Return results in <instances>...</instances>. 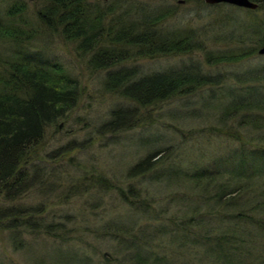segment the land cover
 <instances>
[{"label":"rangeland","instance_id":"374dc122","mask_svg":"<svg viewBox=\"0 0 264 264\" xmlns=\"http://www.w3.org/2000/svg\"><path fill=\"white\" fill-rule=\"evenodd\" d=\"M113 1L116 2L99 0V3L107 9ZM120 1L121 4L117 5L115 10L116 14L132 3L142 4L141 7L146 8L173 7L174 12L168 14L160 26L169 31L194 32L201 48L196 47L190 53H171L154 57L138 55L131 50L132 56L129 59L113 68H102L91 62L92 51L80 50L77 41L66 39L58 30L38 20L36 10L41 6L38 0H0V11H6L15 2L24 5L21 15L31 21L36 33L28 49L43 56L48 64L61 65L78 84L72 107L53 123L46 125L43 136L33 147L34 159L27 169L31 175L35 173L36 176L24 190L0 202L2 207L22 213L16 217L23 214L26 216L34 211V214L28 216L36 221L50 223L51 231L55 230L59 235H48L41 229L20 226L16 228V232L20 234L17 240L20 242H15L12 239V227L1 226L0 264H54L56 259H68L69 254L73 256L75 253L89 256L93 264H99L106 258L111 260L117 255H124L116 236L123 235L125 231H117L119 226H126L128 232L132 233L138 232L141 225L152 222L150 212L141 215L138 211H143L138 208L140 206L136 208L137 205L132 206L129 202L146 200L151 203L154 212H161V217L166 221L171 219V215H181L184 210H188L187 205L192 203L196 196V190L191 187L192 177H181L177 182L168 183L166 180L165 184H156L157 182L153 183L152 175L155 168L144 174L132 171L131 167L136 161L155 149L169 148L172 153L167 156L168 164L171 162L178 166L182 173H189L196 167L229 170L231 163L241 159L238 154L240 139H246L251 141L245 144L247 151L252 152V174L255 176L248 177L252 181L249 192L246 194L245 190L240 193V207L250 204L249 194L259 197L264 191V158H258L253 153L257 152L255 149L262 142L260 138L264 129L253 130L255 128L247 124L242 114L232 117L224 124L219 123L220 117L216 118L213 114L221 113V107L216 102L218 97L233 94L237 97L254 98L257 92L263 93L264 80L240 81L237 77L252 75V72L264 69V53L259 51L264 43L258 44L254 38L246 39L245 45L256 46L255 52L238 63L210 65L206 61L207 54L226 47L227 40L222 37L230 30L237 32L236 29L243 31L249 26L253 29L261 26L264 23V10L228 2L209 3L206 0ZM17 48L13 42L0 41V52L10 54ZM185 64L192 67L199 65L202 70L221 76L222 82L215 88L220 89L218 97L212 98V91H215H211V86H207L194 94L175 95L143 109L142 113L147 117L144 119V115L142 116L140 122L143 126L121 131H111L109 127H105L104 124L111 118L115 106L129 104L126 102L128 100L105 88L104 83L109 71L127 67L136 69V77H140L166 68H179ZM205 99L206 102L211 101V107L202 105ZM259 113L264 111H252V114ZM149 115L152 117L148 118ZM223 127L233 130L240 139L218 130ZM157 136L160 141L151 143L150 140ZM167 153L169 152L166 150L160 154L165 156ZM32 165L36 166L37 170H34ZM169 165L159 163L158 171H168ZM255 170L258 173H255ZM226 174L229 175L230 181L233 180L231 184L235 185L236 177L230 176L229 172ZM102 175L121 189L110 190V186L92 182L93 177ZM130 185L134 189L130 188ZM122 189L125 198L121 195ZM138 193L139 195H135ZM187 197L189 201L186 200ZM180 199H184L183 204ZM9 212L13 214V211ZM257 214L259 215V211H256L255 215ZM260 214L259 218L264 226V208ZM14 215L9 218L15 217ZM111 219H116L119 226L115 229L110 226L111 230H103V236H96L87 229H96L99 224L109 223ZM253 230L258 231L254 226ZM125 237L128 238L129 235ZM257 238H262V235L259 234ZM262 239L258 242V253L249 258L247 264L264 262L261 257L264 255ZM161 243L162 241L155 239L149 241L148 245L166 251V245ZM171 256H175L173 252ZM200 262L215 264L216 261L210 254H206Z\"/></svg>","mask_w":264,"mask_h":264},{"label":"trees","instance_id":"16d2710c","mask_svg":"<svg viewBox=\"0 0 264 264\" xmlns=\"http://www.w3.org/2000/svg\"><path fill=\"white\" fill-rule=\"evenodd\" d=\"M255 1L258 2L257 8L264 10V0ZM38 2L41 5L36 10L38 20L58 30L66 39L77 41L80 50L92 51L91 62L102 68H113L129 59L132 56L131 50L138 55L154 57L171 53H190L196 47L201 48V43L195 39L194 32L169 31L160 26L165 17L174 12V8L170 6L146 8L141 7L142 4L132 3L116 14L117 5L121 4L120 0L110 3L107 9L101 6L99 0H38ZM23 6L15 2L6 11H0V41L13 42L16 48L18 47L10 54L0 52V202L24 190L36 176L35 173L31 175L27 169L34 159L33 147L43 136L46 125L53 123L72 107L78 89L77 82L61 65L48 64L43 56L28 49L36 33L31 21L21 15ZM256 27L253 29L249 26L243 31L236 29L237 32L234 29L230 30L222 37L223 40H227L226 47L217 50L215 54L213 52L207 54L206 61L210 65L234 64L251 57L256 46H246V39L254 38L258 44L264 43V23ZM136 72V69L120 67L107 74L105 88L128 100L126 102L129 103L115 106L112 110L111 118L104 124L111 131L143 126L140 122L142 116L144 115V119L147 118L146 114L142 113L143 109L175 95L194 94L207 86H211L210 90L215 91H212V98L220 94L218 92L220 89L215 88L222 82L221 76L215 72L202 70L199 65L192 67L185 64L179 68H166L140 77H136ZM252 73L245 77L239 75L237 78L240 81L264 80L263 68ZM256 94L254 98L237 97L233 94L218 97L219 100L216 102L221 107V113L213 114L216 118L220 117L221 122L219 120L218 122L222 124L242 114L247 124L255 128L253 130L264 129V113L252 114L254 109L264 111V91ZM202 105L211 107L212 104L205 99ZM218 130L237 140L240 139L228 127ZM261 136L262 142L257 145L258 148L255 149L257 152H253L258 158H264V134ZM158 140L157 136L150 141L154 143ZM250 142L240 139L242 148L240 147L238 154L241 159L239 162L231 163L229 170L196 167L189 173H182L178 166L171 162L168 164L167 156L172 153L169 148L155 149L136 161L131 169L137 173L144 174L155 168L152 175L153 183L157 182L156 184H165L166 180L168 183L177 182L181 177H192L191 187L196 190V196L194 201L187 205L188 210H184L181 215H171V219L167 221L161 217L160 211L154 212L151 203H147L146 200L129 202L132 206L137 205L136 208L140 206L138 208L143 211L137 210L141 215L148 212L152 215L150 219L152 222L141 225L138 232H128L126 226L117 225L116 219H111L109 223H101L96 229L87 227L96 236H103L105 234L103 230L109 229L110 226L113 229L119 226L117 231L122 233L125 231L123 235L116 236L124 255H117L111 260L106 258L99 264H201L200 261L206 254H210L216 261L215 264H247L248 259L258 253L260 239L263 238L261 241L264 244V226L259 218L260 211L264 208V191L259 197L249 194L250 204L244 202L247 206L240 207L238 201L241 192L245 190L246 194L249 192L252 181L248 177L255 176L252 174L254 172L252 152L247 151L245 144ZM166 150L169 153L165 156L160 154ZM162 162L169 165L168 171L166 169L163 173L158 171L159 163ZM31 167L36 169L34 165ZM226 172L236 177L235 185L231 184L233 180L230 181ZM255 173L258 172L255 170ZM94 181L110 186V190L121 189L103 175L93 177L92 182ZM130 188L134 189L131 185ZM124 193L122 189L121 195L125 198ZM186 200L190 199L187 197ZM180 201L184 203V199ZM2 206L0 227H12V239L15 242H20L17 240L20 234L16 232L18 231L16 228L20 226L41 229L48 235H59L55 230L51 231L50 223L36 221L28 216L34 214V211L26 216L23 214L16 217L22 213ZM9 211H13V214ZM256 211H259L257 216ZM13 215L15 217L9 218ZM253 226L258 231L253 230ZM259 234L262 238H257ZM127 235L128 238L125 237ZM155 239L162 241L161 244H165L167 250L151 248L148 242ZM172 252L176 257L171 256ZM261 257L264 261V255ZM54 264L93 263L89 256L75 253L73 256L69 254L68 259H56Z\"/></svg>","mask_w":264,"mask_h":264},{"label":"water","instance_id":"95a60500","mask_svg":"<svg viewBox=\"0 0 264 264\" xmlns=\"http://www.w3.org/2000/svg\"><path fill=\"white\" fill-rule=\"evenodd\" d=\"M206 1L209 3L228 2L231 4H236L243 7H249L252 9L258 7V2L255 0H206ZM259 51L264 53V45L260 47Z\"/></svg>","mask_w":264,"mask_h":264},{"label":"bare ground","instance_id":"6f19581e","mask_svg":"<svg viewBox=\"0 0 264 264\" xmlns=\"http://www.w3.org/2000/svg\"><path fill=\"white\" fill-rule=\"evenodd\" d=\"M260 54V53H259ZM262 55V54H261Z\"/></svg>","mask_w":264,"mask_h":264}]
</instances>
